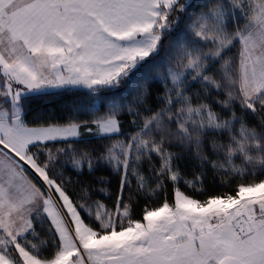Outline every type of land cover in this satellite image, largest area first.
I'll return each instance as SVG.
<instances>
[{"label":"snow or ice","instance_id":"6c2138e0","mask_svg":"<svg viewBox=\"0 0 264 264\" xmlns=\"http://www.w3.org/2000/svg\"><path fill=\"white\" fill-rule=\"evenodd\" d=\"M0 264H264V0H0Z\"/></svg>","mask_w":264,"mask_h":264}]
</instances>
